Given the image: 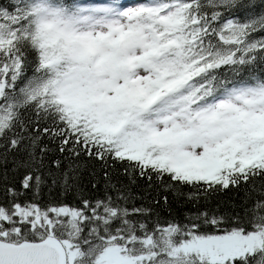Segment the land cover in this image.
I'll use <instances>...</instances> for the list:
<instances>
[{
	"label": "snow or ice",
	"instance_id": "snow-or-ice-1",
	"mask_svg": "<svg viewBox=\"0 0 264 264\" xmlns=\"http://www.w3.org/2000/svg\"><path fill=\"white\" fill-rule=\"evenodd\" d=\"M0 264H264V0H0Z\"/></svg>",
	"mask_w": 264,
	"mask_h": 264
},
{
	"label": "rangeland",
	"instance_id": "rangeland-1",
	"mask_svg": "<svg viewBox=\"0 0 264 264\" xmlns=\"http://www.w3.org/2000/svg\"><path fill=\"white\" fill-rule=\"evenodd\" d=\"M129 6H131L134 3V0L125 1Z\"/></svg>",
	"mask_w": 264,
	"mask_h": 264
}]
</instances>
